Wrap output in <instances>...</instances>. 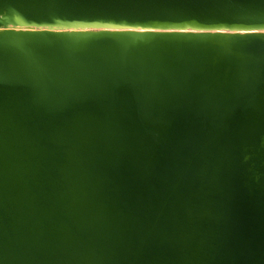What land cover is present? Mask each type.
<instances>
[{"label":"water","instance_id":"water-1","mask_svg":"<svg viewBox=\"0 0 264 264\" xmlns=\"http://www.w3.org/2000/svg\"><path fill=\"white\" fill-rule=\"evenodd\" d=\"M250 31L264 0H0V264H264Z\"/></svg>","mask_w":264,"mask_h":264},{"label":"bare ground","instance_id":"bare-ground-1","mask_svg":"<svg viewBox=\"0 0 264 264\" xmlns=\"http://www.w3.org/2000/svg\"><path fill=\"white\" fill-rule=\"evenodd\" d=\"M2 29V28H1ZM242 34L264 33V31L241 32ZM252 57L256 55L251 54ZM262 116L256 117L255 121L259 122L253 125V133L250 136V146L244 147L241 160L239 162L240 180L243 190L247 192L246 199L264 204V196L257 187H262L264 180V123ZM261 129L256 132L257 129ZM256 177V178H255ZM252 188V195L248 188ZM248 202V201H247ZM249 203V202H248Z\"/></svg>","mask_w":264,"mask_h":264}]
</instances>
